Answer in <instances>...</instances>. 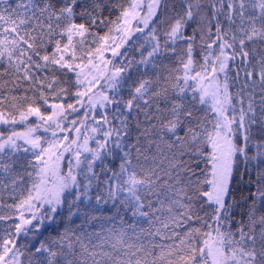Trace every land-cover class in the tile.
<instances>
[{"label":"snow or ice","instance_id":"obj_1","mask_svg":"<svg viewBox=\"0 0 264 264\" xmlns=\"http://www.w3.org/2000/svg\"><path fill=\"white\" fill-rule=\"evenodd\" d=\"M0 264H264V0H0Z\"/></svg>","mask_w":264,"mask_h":264}]
</instances>
